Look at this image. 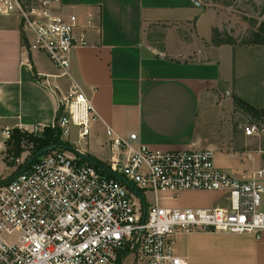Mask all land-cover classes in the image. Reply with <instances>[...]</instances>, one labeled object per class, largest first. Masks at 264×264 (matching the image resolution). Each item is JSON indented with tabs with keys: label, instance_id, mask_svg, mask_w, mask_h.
Wrapping results in <instances>:
<instances>
[{
	"label": "built area",
	"instance_id": "1",
	"mask_svg": "<svg viewBox=\"0 0 264 264\" xmlns=\"http://www.w3.org/2000/svg\"><path fill=\"white\" fill-rule=\"evenodd\" d=\"M61 4L0 0V15L20 20L25 50L45 53L59 71L51 75L71 78L58 107L62 137L71 142L73 128L86 140L103 118L70 71L71 52L91 45L87 30L94 18L82 24ZM43 81L50 85L47 77ZM104 124L111 155L103 168L76 151L57 149L0 184V264H190L174 250L173 237L182 232L251 234L264 242V168L234 173L217 165L211 147L152 148L137 131L122 134ZM242 131L264 138V126L256 122ZM4 132L10 137L9 129ZM186 189L219 191L225 204L161 203Z\"/></svg>",
	"mask_w": 264,
	"mask_h": 264
},
{
	"label": "crops",
	"instance_id": "2",
	"mask_svg": "<svg viewBox=\"0 0 264 264\" xmlns=\"http://www.w3.org/2000/svg\"><path fill=\"white\" fill-rule=\"evenodd\" d=\"M61 7L82 24L94 18L87 30L91 45L70 54L73 78L104 120L93 124L86 146H78L83 153L107 163L110 146L97 140L106 133L104 122L122 134L137 131L152 148L211 147L200 133L203 106L234 70L233 47L212 44L214 22L206 33L199 29L211 10L198 0H62ZM157 33L158 41L151 37ZM25 35L16 16L0 15L1 153L5 130L55 124L60 93L71 83L68 76L51 75L59 71L45 53L25 50ZM199 191L210 196L207 202L173 207L225 204L221 192ZM173 238L175 252L190 264H264V242L251 234L182 232Z\"/></svg>",
	"mask_w": 264,
	"mask_h": 264
},
{
	"label": "rangeland",
	"instance_id": "3",
	"mask_svg": "<svg viewBox=\"0 0 264 264\" xmlns=\"http://www.w3.org/2000/svg\"><path fill=\"white\" fill-rule=\"evenodd\" d=\"M198 1L213 12L206 13L199 25L200 31L206 33L210 28V21H213L214 27L227 31L236 40L233 48V77L230 81L220 84L214 93L208 96L200 118V133L206 139L207 146L215 150L217 165L238 174L247 173L254 168H264V138H248L242 131V126L249 122L264 126L262 116L256 117L249 112L254 108L262 114L264 110V44L252 42V32L264 18V0ZM151 37L158 41L161 33ZM23 133L21 141L16 142V138H12V130L6 141V150L4 149L3 153L0 151V179L8 177L16 169L20 171L38 149L33 132ZM88 136L86 140H81L78 137V129L73 128L71 142L84 148ZM97 140L108 149L109 138L106 133H100ZM249 154L252 157H249ZM13 156L17 159H13ZM108 157L109 150L103 158ZM171 194L172 197H165L161 203L171 207L191 206L198 202H207L210 197L199 189H186ZM135 198H138L136 194Z\"/></svg>",
	"mask_w": 264,
	"mask_h": 264
},
{
	"label": "trees",
	"instance_id": "4",
	"mask_svg": "<svg viewBox=\"0 0 264 264\" xmlns=\"http://www.w3.org/2000/svg\"><path fill=\"white\" fill-rule=\"evenodd\" d=\"M263 9H264V5H263ZM211 41H212V44H214V45L229 44L233 48L235 47V42H236L235 38L232 35H230L227 31L225 32V30L221 31L218 27L213 28V35H212ZM252 42H254L256 44H264V18L258 24L257 29L252 32ZM248 103H250V102L248 101ZM249 112H251L256 117L262 116V118H264V110H263L262 114H259V111L255 110L254 108H251L249 110ZM59 114L60 113L57 112L56 122L54 125L44 126L41 129L38 128L37 130H33L32 135L35 137V143L38 144L37 145V148H38L37 151H39L45 147L51 148L46 153H48L54 149H65L67 146L75 148V146L70 141L64 140L62 138V132L63 131H62V128L58 124ZM13 132H14V134L12 135V138H16V142L21 141V139L23 138V135H24L23 132L29 134L28 131L20 129V128H14ZM89 156L91 157L92 155L90 154ZM13 157L16 158L15 156H13ZM92 158L94 160H96L98 163H102V164L106 165L105 162L98 160L97 158H95L93 156H92ZM82 160L85 161V159H82ZM90 163H93L94 165H96L98 167L97 163H95V162H90ZM30 164L31 163L27 162L26 164L23 165V167L20 170L27 168ZM10 177L11 176H9L5 179H1L0 184L7 182L10 179Z\"/></svg>",
	"mask_w": 264,
	"mask_h": 264
},
{
	"label": "water",
	"instance_id": "5",
	"mask_svg": "<svg viewBox=\"0 0 264 264\" xmlns=\"http://www.w3.org/2000/svg\"><path fill=\"white\" fill-rule=\"evenodd\" d=\"M66 148H67V149H71V150H73V151H76V152L79 153V155H80L81 157H83L86 161H88V162H95V163H97L101 168L104 167V165H103L102 163H98L96 160H94L92 157L88 156L87 154H85V153H83V152H79L77 149L72 148V147H70V146H67ZM49 149H51V148H50V147H45V148L39 150V151L36 152V153L34 154V156L28 161V163H32V161H33L34 159H36V158H38L39 156L45 154L47 151H49ZM105 169H106V171H110V170L107 169V168H105ZM110 173H111L112 175L116 176V177L119 178V179H123L119 174H117V173L114 172V171H110ZM130 186H131L133 189H135V190L137 191V188H136L133 184H130Z\"/></svg>",
	"mask_w": 264,
	"mask_h": 264
}]
</instances>
